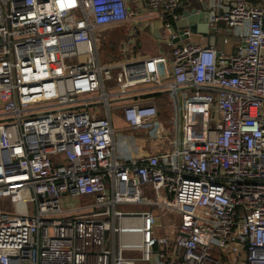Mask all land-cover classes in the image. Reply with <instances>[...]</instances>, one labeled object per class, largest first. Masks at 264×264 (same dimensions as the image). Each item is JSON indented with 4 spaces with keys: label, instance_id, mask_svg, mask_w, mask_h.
Returning a JSON list of instances; mask_svg holds the SVG:
<instances>
[{
    "label": "built area",
    "instance_id": "2783aa9c",
    "mask_svg": "<svg viewBox=\"0 0 264 264\" xmlns=\"http://www.w3.org/2000/svg\"><path fill=\"white\" fill-rule=\"evenodd\" d=\"M127 1L0 0V264H264V0L210 2L233 52L177 31L169 56L103 63L97 28ZM180 2L146 0L171 20ZM143 83L171 90L173 118ZM141 203L180 221L157 236L151 209L118 207Z\"/></svg>",
    "mask_w": 264,
    "mask_h": 264
},
{
    "label": "crops",
    "instance_id": "0c3cea01",
    "mask_svg": "<svg viewBox=\"0 0 264 264\" xmlns=\"http://www.w3.org/2000/svg\"><path fill=\"white\" fill-rule=\"evenodd\" d=\"M211 1L212 0H181V11H179L180 18L184 10H190L192 8H195L196 10H207ZM250 1L258 2L260 0ZM127 3L128 8L133 11V14H131L127 20L102 25L97 28V30L99 29L97 36H101L105 44H108L109 47L117 45L114 54L115 59L108 57L107 52H103L104 57L100 61L109 64L110 60L113 64H118L120 62L141 60L142 58L157 53H164L169 56L171 54L173 42L171 41L172 43H169L168 38L171 32L178 31V27H176L175 30H171V28L166 26V23L176 25V22L180 18L177 20H171L164 14H161L158 10H151L146 3V0H128ZM211 34H215L216 48L221 49L226 53L235 51L239 41L223 25V23H219L214 30L208 29L207 32H199L197 30L191 31L186 37L174 42L179 43L182 41H191L206 45L209 42ZM224 36L228 37L227 42L223 41ZM229 36L235 38L231 40L232 43L230 42ZM153 89H155L153 86L148 85L146 92H153L154 94L156 91H152ZM151 94L152 93L148 95ZM148 95H145V98L153 100V97ZM149 146L152 147L151 149L155 147L153 142H151Z\"/></svg>",
    "mask_w": 264,
    "mask_h": 264
},
{
    "label": "rangeland",
    "instance_id": "374dc122",
    "mask_svg": "<svg viewBox=\"0 0 264 264\" xmlns=\"http://www.w3.org/2000/svg\"><path fill=\"white\" fill-rule=\"evenodd\" d=\"M229 38L231 43H232L231 40L235 39L230 36ZM96 45L100 60H102V58L104 57L103 52H107L108 57L115 59L114 54L117 45L114 47L111 46L109 47L108 44L104 43V40H102L101 36H96ZM109 64L113 65V63L110 60H109ZM112 73L115 74V70H112ZM143 84L152 86L151 83H143ZM105 87L107 88V91H113L116 90L118 86L115 83V81L112 79V80H107L105 82ZM154 88L155 89H153L152 91H156V92L154 94L152 93L149 96L153 97V101L156 102L161 116L167 119L173 118V116L175 115V99L171 90L163 89V88L161 89L159 87H154ZM0 110H3V104L1 100H0ZM116 113L117 112H113L114 115L113 126L115 128H121L122 121L120 118L117 117ZM170 132H173V130H171ZM140 189L142 195H147L150 198L156 197V193L153 190L151 184H145V185L141 184ZM5 207L6 208L10 207V203H2L1 208H5ZM118 207L132 208V209H151L155 213V221L153 223V233L156 234L157 236L170 234L174 229L175 223H179L181 218V212L173 209L161 208L156 203L128 204V205H119ZM125 252H130V251H125ZM243 254H244L243 249H240L238 251H229L228 253H220L218 264H245V262L242 259ZM145 263L147 264V261H145Z\"/></svg>",
    "mask_w": 264,
    "mask_h": 264
},
{
    "label": "water",
    "instance_id": "95a60500",
    "mask_svg": "<svg viewBox=\"0 0 264 264\" xmlns=\"http://www.w3.org/2000/svg\"><path fill=\"white\" fill-rule=\"evenodd\" d=\"M208 9L207 10H196L192 8L190 10H184L181 18L176 22V25H171V30H175L178 27V33L174 39L171 41H178L181 38H184L185 35L182 34L183 28L187 27L191 31L207 32L208 31ZM206 45H215V34L210 35L209 42ZM153 92L141 93V96L148 95Z\"/></svg>",
    "mask_w": 264,
    "mask_h": 264
},
{
    "label": "trees",
    "instance_id": "16d2710c",
    "mask_svg": "<svg viewBox=\"0 0 264 264\" xmlns=\"http://www.w3.org/2000/svg\"><path fill=\"white\" fill-rule=\"evenodd\" d=\"M180 8H181V7H180ZM180 8H179V11H181ZM148 96H149V95H148ZM148 96H147V97H148ZM132 97L135 99V98H138L139 96H137V95H133Z\"/></svg>",
    "mask_w": 264,
    "mask_h": 264
}]
</instances>
